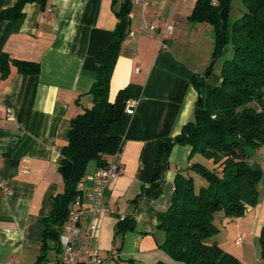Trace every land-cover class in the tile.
<instances>
[{
	"label": "crops",
	"instance_id": "1",
	"mask_svg": "<svg viewBox=\"0 0 264 264\" xmlns=\"http://www.w3.org/2000/svg\"><path fill=\"white\" fill-rule=\"evenodd\" d=\"M130 1L129 30L108 91V98L113 99L125 87V102L133 101L135 106L133 114L123 112L121 118L123 144L116 157L121 173L110 181L102 198L109 212L85 213L80 225L93 223L91 244L104 258L103 264H173L160 247L164 232L157 227V214L170 204L173 163L179 154L188 156L189 148L173 145L160 159L158 186L143 190L156 173L160 145L172 141L193 118L199 93L190 77L204 70L209 57L196 58L189 37L201 39L210 25L188 20L195 0ZM15 2L0 0V11ZM121 2L46 0L43 8L39 2H28L17 29L11 20L0 21V54L40 65L37 74L16 72L11 65L8 76L0 77V183L9 191L0 185V264H46L50 249L55 252L53 264H59L60 251L41 249L43 220L52 211L53 195L63 190L58 166L70 119L93 104L89 90L98 66L94 51L111 42L118 21L115 10ZM150 23H156L157 29L144 26ZM168 25L172 33L163 39ZM220 79L213 74L206 83L214 86ZM250 160L262 170L257 202L247 206L242 216H224L222 221L228 228L234 223L242 237L244 232L258 238L264 227V143ZM92 165L81 181L85 205L90 203L91 175L97 168L95 162ZM121 216L133 220V229L118 231ZM229 247L239 258L236 248ZM42 254L45 258L38 262Z\"/></svg>",
	"mask_w": 264,
	"mask_h": 264
},
{
	"label": "trees",
	"instance_id": "2",
	"mask_svg": "<svg viewBox=\"0 0 264 264\" xmlns=\"http://www.w3.org/2000/svg\"><path fill=\"white\" fill-rule=\"evenodd\" d=\"M230 0H195L187 16L191 22H205L214 30V49L209 65L194 73L190 81L199 93L194 102L193 118L186 122L170 142L160 145L155 160L156 173L143 192L158 186L160 159L167 156L173 145L187 146V158L198 153L212 160L213 168L202 163H189L173 176L170 204L157 214V227L164 232L160 245L173 264H242L235 256L207 238L218 233L213 219L215 211L226 217L242 216L247 206L258 199V182L262 170L250 157L264 143V0H242L246 11L233 22L228 21ZM46 0H16L11 7L0 11V21L7 19L17 29L24 17L23 6ZM131 1L122 0L115 15L118 21L112 31L111 42L94 51L98 64L96 77L89 92L93 104L70 119L67 143L61 149L58 170L63 190L53 195V208L45 217L41 249L60 251L59 235L73 201L82 196L78 184L86 174L87 164L105 167L111 155L123 144L121 118L125 106L126 88L118 89L113 99L108 98L110 77L123 40L129 30ZM230 45L232 55L224 59L220 82L206 83L214 58L225 53ZM16 72L37 74L38 62L0 54V77L5 79L10 66ZM206 181L195 186L190 171ZM118 231L133 229V220L119 217ZM51 242V245H48ZM264 257V227L258 237ZM45 258L39 255L38 262ZM130 264V261H128ZM154 264H169L157 261Z\"/></svg>",
	"mask_w": 264,
	"mask_h": 264
},
{
	"label": "built area",
	"instance_id": "3",
	"mask_svg": "<svg viewBox=\"0 0 264 264\" xmlns=\"http://www.w3.org/2000/svg\"><path fill=\"white\" fill-rule=\"evenodd\" d=\"M144 26L151 30L157 29L156 23L145 24ZM172 28L171 25H168L163 29V39L169 38L172 33ZM133 35V32L130 31L129 36ZM134 108L133 101L125 102L123 112L133 114ZM117 155L118 153L111 155L108 159V164L105 167H97L91 175L92 196L90 197V203L85 205L82 203L81 198L77 197L69 208L67 219L62 225L59 235V264H103L104 258L100 255L99 250L91 244V235L94 230L93 223H88L85 227H82L80 220L85 213L109 212V208L103 205L102 198L110 181L121 173V168L116 161ZM0 185L8 191L7 185L2 182ZM81 185L82 183L80 182L78 188H81ZM3 264L21 263L7 261Z\"/></svg>",
	"mask_w": 264,
	"mask_h": 264
},
{
	"label": "rangeland",
	"instance_id": "4",
	"mask_svg": "<svg viewBox=\"0 0 264 264\" xmlns=\"http://www.w3.org/2000/svg\"><path fill=\"white\" fill-rule=\"evenodd\" d=\"M214 3H216V0H214ZM246 11V6L242 2V0H230L228 3V21L231 23L238 19L243 12ZM203 25V24H202ZM201 39H196L193 40L191 39V36L189 37V42L192 43L190 50L194 53L195 57L198 56L200 59H202L204 56H208L209 58L207 59L206 66L210 64L211 59H212V52L214 49V30L213 27L210 24L209 29H205L200 37ZM225 53L223 55H220L216 58H214V61L212 63V69L211 72L208 74L207 77L213 75V74H218L220 75L221 68L224 59L230 58L232 55L231 47L230 45L225 46ZM197 58V57H196ZM204 68V69H205ZM187 161L190 163L193 162H199L202 163L206 168H213L215 164H213L212 160L208 157H204L198 153H195L192 155L191 158H187V155L184 157H181V154H179V158L177 159V163H173V169H176V172L178 170L184 171V169L187 166ZM93 160L89 162V166L86 167V172L90 171ZM179 169L177 170V167ZM175 172V173H176ZM190 173L194 177V182L195 186L199 187L200 185H205L206 181L203 179V177H200L197 173L193 172L192 170ZM167 209V207H166ZM165 209V210H166ZM225 214L220 210V211H215L214 212V218L213 222L214 225L218 229V233L213 234L212 236L207 238V242H220L227 241V245H222L221 248L225 250L226 252L232 254L235 256L231 251L227 250L226 248H230L229 246L232 245L236 248L239 258L235 256L242 264H264V257L261 256V248L260 244L258 242V238L255 236H252L250 233H244L243 236L239 235V231H237L235 224H232L231 228L225 227V224L223 223V217ZM228 230V231H227ZM238 235V236H237ZM237 236V237H236ZM236 237V238H235ZM236 245H235V244ZM230 244V245H229ZM48 261L46 264H53L55 261V252L50 249L48 252Z\"/></svg>",
	"mask_w": 264,
	"mask_h": 264
}]
</instances>
